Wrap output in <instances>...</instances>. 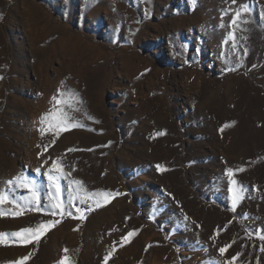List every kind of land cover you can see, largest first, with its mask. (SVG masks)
I'll return each instance as SVG.
<instances>
[{"label": "rangeland", "instance_id": "obj_1", "mask_svg": "<svg viewBox=\"0 0 264 264\" xmlns=\"http://www.w3.org/2000/svg\"><path fill=\"white\" fill-rule=\"evenodd\" d=\"M0 77V192L16 202L0 205V264H58L67 244L49 231L62 222L77 234L71 264H264V0H0ZM57 89L80 102L49 143L28 125L64 99ZM28 132L32 148L15 137ZM42 150L45 165L27 167ZM19 171L38 203L6 183ZM74 180L107 203H69ZM40 224L38 240L11 236Z\"/></svg>", "mask_w": 264, "mask_h": 264}, {"label": "snow or ice", "instance_id": "obj_2", "mask_svg": "<svg viewBox=\"0 0 264 264\" xmlns=\"http://www.w3.org/2000/svg\"><path fill=\"white\" fill-rule=\"evenodd\" d=\"M233 3H236V0H233ZM249 11L247 5H241L240 8L235 12L234 17L232 18V24L236 25L239 18L241 17V13H247ZM2 78V77H0ZM63 84V81L61 82ZM57 92L60 94L61 97H64V99H60L58 96L54 95L51 100L54 102L52 109L48 112L42 115L41 117V124H44L46 120H51L54 122L52 124V127L61 128V125L65 124H70L71 121V116L69 115V111H66L65 108L68 110L72 111H78L76 108V103L80 102L79 101V94L75 93L71 89L65 91H62L61 89H57ZM71 127L79 126L77 124H71ZM51 130V128H50ZM61 130H66V129H61ZM41 134L43 135V130H41ZM58 134V133H57ZM55 140H53V143ZM159 167V166H157ZM52 169L56 170V174H51V169H50V174H48V188H49V197L52 202V207L53 209H61V213L63 214V201L61 199L62 195V189L59 186V179L61 176L65 175L62 172V169L59 164H57L56 161L52 162ZM232 170L228 169V175L231 177L232 176ZM8 185L18 187V188H25L29 191L30 193V199L26 198V204H31L33 202L38 203L39 201V196L37 194L36 190V185L33 181H30L27 177L17 175L16 177L8 180L6 182ZM71 184L77 185L75 189H71L69 191V197L68 201L71 203L73 200H85V199H90L94 198L97 196L105 195L102 192H95V193H87L82 181L79 180H74L69 182ZM233 184H235V181H232ZM55 189L53 192L52 189ZM229 191H233V189H229ZM243 191L244 189L242 187H238L235 189V194L232 199L233 203V208L237 206V204L244 198L243 197ZM5 203H16L15 201L9 200L7 192H0V205H3ZM105 203H107V200H105ZM102 205L100 204L99 200L96 201V207H101ZM19 207V205H17ZM93 209L91 207L88 208V211H92ZM77 211L83 212L82 209L77 208ZM22 214L21 212H14L13 215H20ZM55 211H53V215H55ZM71 213H69L70 215ZM85 217L82 214L80 219L83 220ZM53 222H49V225H52ZM58 223V221L56 222ZM47 231V226L44 224H40L37 229H32V228H24L21 229L19 232H14L11 234L12 237H18L22 243H30L31 240L29 239V236H31L32 239L38 240L40 236L44 235V233ZM8 234L5 233H0V239H3L5 236ZM134 235V232L130 231L128 232L127 236L123 237V240L125 243L129 241V238ZM261 239H264V236H261ZM226 247H230L226 246ZM65 253L68 252L67 249L64 250ZM219 251L221 254H223L226 251V248H220ZM111 255V252L108 253L107 256H105V260L108 259V257ZM237 256H239V253H237ZM237 256L232 257V261H235L237 259ZM29 257L25 256L22 257L20 260L16 261L15 264H24V261L28 260ZM58 264H71L70 257L65 255L62 257L61 261L58 262ZM229 264H231V261H229Z\"/></svg>", "mask_w": 264, "mask_h": 264}, {"label": "bare ground", "instance_id": "obj_3", "mask_svg": "<svg viewBox=\"0 0 264 264\" xmlns=\"http://www.w3.org/2000/svg\"><path fill=\"white\" fill-rule=\"evenodd\" d=\"M44 31L46 30V32H47V30H50L51 31V28H49V27H47L46 29L44 28L43 29ZM54 33H56V32H54V31H51V37L54 35ZM47 35V34H46ZM58 46V50L59 51H65V50H69V51H72V49H74L75 51H78L77 50V46L75 47L74 45H72V46H70V45H68V39H66V38H55V46ZM62 53V52H61ZM72 53H73V51H72ZM78 53V52H77ZM45 58V57H44ZM15 83V82H14ZM46 90V89H45ZM48 93H49V91H48ZM52 121V120H51ZM53 122V121H52ZM4 126V125H3ZM36 126H38V127H40L42 130H43V132H45V131H48V138H49V143L52 141V139L55 137V136H59V134H61V132H59L58 130H56L55 128H53L52 126H50L49 125V123L47 122V124L45 125V126H43V124H42V126H39V125H37L36 124V122L33 120L32 122H31V125H30V127H29V125H28V129L30 128V129H36L37 127ZM50 128H51V130H50ZM3 129H4V127H3ZM58 133V134H57ZM6 135V134H5ZM15 135V134H14ZM37 134L36 133H34V132H28V133H22L21 135L19 134V135H15V137H16V139L18 140V142L19 143H26V148H32L34 145H36V144H38L39 142H38V140H37ZM31 140L30 142H27L28 140ZM0 141H1V144L3 145V143L5 142V143H7L6 141H7V138L5 137L4 139H2V138H0ZM9 141V140H8ZM45 142V141H44ZM3 149H4V147H3ZM43 149V148H42ZM5 150V149H4ZM13 150V149H12ZM45 152L42 150V151H39L38 152V155H35L33 158H29V160H30V165H29V163L27 164L28 166L27 167H30L31 166V168H32V166L37 170V172L42 168V166H44L45 165V163H44V161L42 160V158L44 157V156H46V157H49L47 154H44ZM14 155V154H13ZM8 157V156H7ZM45 158V157H44ZM6 159V158H5ZM47 162H49L48 161V159H47ZM25 163V162H24ZM44 164V165H43ZM48 164V163H47ZM46 164V166H45V172L47 173L48 171H49V169H48V165ZM26 168V167H25ZM23 171V170H22ZM35 172V171H34ZM12 173V172H11ZM19 173L20 174H18V175H20V176H22V175H24V174H22L20 171H19ZM35 174V176H37L38 174L35 172L34 173ZM14 176L16 175L17 176V174H13ZM95 175V174H94ZM14 176H13V178H14ZM15 176V177H16ZM108 197V194H107V192H106V194L105 195H101V196H99V198L97 199V200H99V202H102V201H104L106 198ZM96 200V201H97ZM96 201H94L92 204H95L96 203ZM63 223L64 222H62V223H60V224H56L55 226H53L51 229H50V231H49V241H51V240H56V239H58V238H60V237H63V238H65V243L67 244V247L65 248V249H67L68 250V252L67 253H65V249H59L58 250V252H59V254H60V256H61V258H60V261H61V259H62V257H64L65 255H67L68 257H70V260H71V257H72V255L74 254V252H75V247L72 245V243L74 242V237H77V234H76V232H74V230H72V228L70 227V228H67V229H65V225L63 226ZM70 224V223H69ZM22 226V225H21ZM56 262V261H55ZM57 262H59V261H57Z\"/></svg>", "mask_w": 264, "mask_h": 264}]
</instances>
